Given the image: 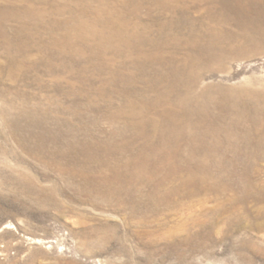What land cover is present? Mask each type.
<instances>
[{"label":"rangeland","instance_id":"374dc122","mask_svg":"<svg viewBox=\"0 0 264 264\" xmlns=\"http://www.w3.org/2000/svg\"><path fill=\"white\" fill-rule=\"evenodd\" d=\"M0 264H264V0H0Z\"/></svg>","mask_w":264,"mask_h":264},{"label":"bare ground","instance_id":"6f19581e","mask_svg":"<svg viewBox=\"0 0 264 264\" xmlns=\"http://www.w3.org/2000/svg\"><path fill=\"white\" fill-rule=\"evenodd\" d=\"M216 34V33H215Z\"/></svg>","mask_w":264,"mask_h":264}]
</instances>
